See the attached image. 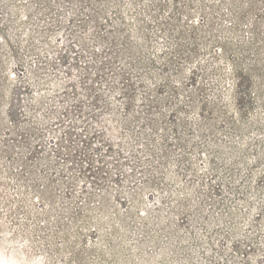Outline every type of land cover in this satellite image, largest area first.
<instances>
[{"label": "rangeland", "instance_id": "obj_1", "mask_svg": "<svg viewBox=\"0 0 264 264\" xmlns=\"http://www.w3.org/2000/svg\"><path fill=\"white\" fill-rule=\"evenodd\" d=\"M0 264H264V0H0Z\"/></svg>", "mask_w": 264, "mask_h": 264}]
</instances>
